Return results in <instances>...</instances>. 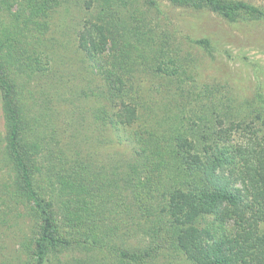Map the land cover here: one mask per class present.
I'll return each mask as SVG.
<instances>
[{"label":"trees","instance_id":"16d2710c","mask_svg":"<svg viewBox=\"0 0 264 264\" xmlns=\"http://www.w3.org/2000/svg\"><path fill=\"white\" fill-rule=\"evenodd\" d=\"M141 1L0 0V264H264V93L219 108L188 90L193 53L149 28L162 10ZM169 1L264 20L246 0ZM64 9L96 18L79 32L84 67L57 41Z\"/></svg>","mask_w":264,"mask_h":264},{"label":"rangeland","instance_id":"374dc122","mask_svg":"<svg viewBox=\"0 0 264 264\" xmlns=\"http://www.w3.org/2000/svg\"><path fill=\"white\" fill-rule=\"evenodd\" d=\"M253 4L263 6L264 0H246ZM161 7L159 17L153 18V14L147 12L146 23L149 28L155 29L161 33L173 32L178 38L176 49L181 51L184 57L187 52L193 53V57H189L191 61L192 74L196 77V83L191 81L188 90H193L195 84L197 92H203V89H210L212 97L217 102L216 107H225V103L237 106L242 103L244 97L250 98L258 88L264 93V20L249 21L241 20L238 22H230L227 19L211 11H194L187 7L175 6L169 0H158ZM142 9L147 10V5L142 0ZM79 13H67L61 10L55 17V21L60 24L57 27V41L69 44L66 54L69 56L70 63L83 65L82 55L79 53V32L86 24V20L95 21L93 13L90 10H82ZM78 16V17H76ZM209 37L212 40L214 49L210 52L197 45H192L188 38ZM81 51V50H80ZM227 51H230L231 56ZM68 61V59H67ZM94 77V75H93ZM97 83L95 86H100ZM194 85V86H193ZM69 90V89H68ZM68 90H60L66 102L63 103L61 114V126L67 138L74 132V123L72 120L74 113V102L71 93ZM196 95L194 94L193 97ZM235 97L239 101H226L227 97ZM192 97V101L186 109V117H191L192 121L197 120L199 115L204 113L206 106L202 103V96L199 101ZM221 99V100H220ZM219 100V101H218ZM204 102H207L205 97ZM202 103V104H201ZM202 109V111H201ZM202 112V113H201ZM220 113H223L221 111ZM197 117V118H196ZM233 118L224 115L214 120L215 123H222ZM203 120L200 122L202 123ZM210 124V122H208ZM198 128V126H196ZM238 187L244 188L241 183H237ZM10 233V230H8ZM13 234L8 236L11 245V252L17 244V237L12 238ZM20 233L17 235L19 236ZM14 246V248H13Z\"/></svg>","mask_w":264,"mask_h":264}]
</instances>
